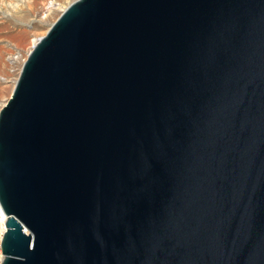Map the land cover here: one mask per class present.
Returning a JSON list of instances; mask_svg holds the SVG:
<instances>
[{
	"label": "water",
	"instance_id": "obj_1",
	"mask_svg": "<svg viewBox=\"0 0 264 264\" xmlns=\"http://www.w3.org/2000/svg\"><path fill=\"white\" fill-rule=\"evenodd\" d=\"M1 264H264V0H75L0 110Z\"/></svg>",
	"mask_w": 264,
	"mask_h": 264
},
{
	"label": "rangeland",
	"instance_id": "obj_2",
	"mask_svg": "<svg viewBox=\"0 0 264 264\" xmlns=\"http://www.w3.org/2000/svg\"><path fill=\"white\" fill-rule=\"evenodd\" d=\"M73 1L0 0V110L12 95L34 41Z\"/></svg>",
	"mask_w": 264,
	"mask_h": 264
},
{
	"label": "built area",
	"instance_id": "obj_3",
	"mask_svg": "<svg viewBox=\"0 0 264 264\" xmlns=\"http://www.w3.org/2000/svg\"><path fill=\"white\" fill-rule=\"evenodd\" d=\"M6 220H7V216L0 203V264L2 263L5 257V254L2 252L1 242L3 239L4 233L6 232Z\"/></svg>",
	"mask_w": 264,
	"mask_h": 264
},
{
	"label": "bare ground",
	"instance_id": "obj_4",
	"mask_svg": "<svg viewBox=\"0 0 264 264\" xmlns=\"http://www.w3.org/2000/svg\"><path fill=\"white\" fill-rule=\"evenodd\" d=\"M35 40V39H34ZM37 41H38V39H36L35 41H34V44H36L37 43Z\"/></svg>",
	"mask_w": 264,
	"mask_h": 264
}]
</instances>
